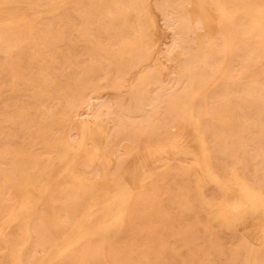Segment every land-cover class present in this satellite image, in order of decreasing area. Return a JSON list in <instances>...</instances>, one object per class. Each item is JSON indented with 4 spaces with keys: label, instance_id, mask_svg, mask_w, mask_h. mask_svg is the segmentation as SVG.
Returning a JSON list of instances; mask_svg holds the SVG:
<instances>
[{
    "label": "rangeland",
    "instance_id": "obj_1",
    "mask_svg": "<svg viewBox=\"0 0 264 264\" xmlns=\"http://www.w3.org/2000/svg\"><path fill=\"white\" fill-rule=\"evenodd\" d=\"M17 1L33 6L26 9L24 4L19 11L25 15L27 25L22 22L0 25V226L15 203L14 189L3 174L11 176L9 172L17 170L20 163L26 172H32L41 162L55 158L63 141L72 144L80 141L81 131L71 123L73 105L95 90L96 96L105 99L119 102L124 98L120 104L129 107L131 95L115 90L124 80L129 86L133 85L129 90L132 93L146 92L139 72L141 65L145 66L148 51L141 50L127 60L118 59L124 51L123 43L134 44L129 22L135 16L129 15L135 1L142 24L145 27L149 23L145 0H0V8ZM170 3L173 4L171 15L183 17L189 24L187 30L191 32L192 42L187 52L176 48L169 53L171 45L166 42L170 35L161 26L160 14L154 13L158 47L163 48L161 64L167 66L163 71L168 81L159 87L165 94L161 101L148 107V113L141 118L125 121L122 133L114 135L113 149H106L105 154H114V159L120 153L124 167L117 159L112 162L105 156L93 159L90 134L85 135L75 166L76 171H84L88 177L85 188L95 179L89 188L95 186L93 194L101 195V165H105L110 179L124 174L134 194L117 228V236L98 235L83 241L79 246L82 256L77 264H246L249 249L255 247L257 261L254 264H264V221L247 222L250 225L236 222L233 227H226L224 222L214 220L215 209L220 211L218 205L242 198L244 188L264 198V46L256 34L249 33L250 29L244 43L239 45L242 51L238 49V41H233L235 54L230 69L223 81L209 89L207 84L212 83L210 80L226 62L221 46L222 28L218 24L221 15L205 0H170ZM29 7H33L32 11ZM228 8L235 11L232 6ZM53 9L58 10L57 13ZM1 13L0 23L6 17ZM187 13L192 14L191 18ZM198 16L205 20L202 29L193 23ZM29 25L33 29L31 33ZM181 51L194 55L190 67L199 79L206 78L198 86L206 85L202 90L207 91L198 98L195 107L198 123L191 127L180 122L181 145L190 155H185L187 160L185 156L172 159L171 166H166L165 162H157L158 165L149 162L150 166H157V174L152 179L143 177L147 181L141 189L133 184L128 172L139 165L146 146L156 149L161 142L164 131L159 129V123L179 115L171 111L172 114L171 107L183 111L191 101L192 93L184 89L186 83L178 85L170 80L175 67L173 59ZM211 94L219 97L212 99ZM178 95L181 97L176 98ZM169 130L173 134L179 132L177 128ZM129 144H134L131 152L126 149ZM195 165L202 169L196 172ZM78 176L77 179H81ZM79 192L87 196L85 189L82 194ZM65 200L61 195L51 211L43 201L34 207L26 247L28 235L21 225L3 227L0 264H17L13 256L17 253L22 264H38L39 257L56 236L64 234L84 211L82 201L78 203L82 206L76 205L78 209L76 206L67 208L68 204L63 208ZM48 211L49 214L57 212L59 218L50 220L52 216ZM262 212L264 208L253 213ZM98 220L93 218L88 227L95 228ZM105 237H108L106 242ZM72 253L57 264H66Z\"/></svg>",
    "mask_w": 264,
    "mask_h": 264
},
{
    "label": "bare ground",
    "instance_id": "obj_2",
    "mask_svg": "<svg viewBox=\"0 0 264 264\" xmlns=\"http://www.w3.org/2000/svg\"><path fill=\"white\" fill-rule=\"evenodd\" d=\"M205 1H209L210 4L216 9V11L221 15L218 24L220 25L219 27L222 28V30L220 31V37L222 40L221 46L226 55V62L220 66L218 75H214L210 80V82L212 81V83L207 84L209 89H213L220 81H223L225 79V75L230 69L231 58H233V55L235 54L233 51V41L237 40L238 46L241 42L243 44L244 36L250 29L249 33L256 34L259 43L264 46V0ZM24 4H26L27 6L26 9H28V6H33L28 2L17 1L5 4L4 9L0 8V12H2L6 16L5 20L1 22L0 25L12 26L14 24L16 25L17 23L20 24L21 22L25 24L24 21H26V17L22 12H19L20 8L23 9L22 5ZM171 5L173 4L170 3V0H145V8L148 11L147 15L149 16V23L148 25H145V27L142 24L140 16L137 14L138 4L136 1L133 3L132 12L129 15L135 16V18H132L129 22V25L133 29L132 34H134V44L131 46V44L123 43L124 51L118 57V59L120 61L127 60L141 50L145 49L148 51V55L145 57V66L140 64L141 67L139 72V80L144 78L146 92L132 93L129 90H132L133 85L129 86L127 84L128 82L125 80L123 83L117 85L115 87V90L118 93L122 92L124 94H129L132 97L130 102L131 104L129 105V107H127V105L126 108L124 105L120 104V101L124 98L119 100V102H116V99L112 100L108 97L106 99L102 96L98 97L95 94L96 91L91 90L87 94L85 99L80 100L78 104L72 106V110L74 112L73 120L71 121L72 127L81 131V138L77 144L63 141L60 146V151L58 152L56 157L41 162L39 167L32 172H26L24 165L20 163L17 167V170L9 172L11 176L3 174L8 183L14 189L15 203L10 208L8 217L5 219V221H3L2 226H0V236L3 234V227L7 228L15 224H19L25 229L28 235V240L24 244L25 247L26 245H28L29 238L31 236L30 219L32 211L36 205H38L42 201L46 202L48 204V207L51 208L49 209L51 211L53 207H55L54 205L58 201L59 197L61 199V195L66 198V206H61L63 208L67 207V204V208H70L71 206L75 207L76 205L82 206V204L78 205L80 201L85 204L83 206L84 211L80 212V216L75 219L70 228L66 230V232L62 235L56 234L57 236L53 240L52 244H50L46 248L44 254L39 257L38 264H57L60 261H64L66 255L72 251L73 253L66 261V264H77L78 259L82 256L79 246L83 241L98 235L110 236L111 234L114 235L115 233H117V228L120 223H122V218H124L125 209L126 207H128L127 205L130 204L129 202L133 198H131V196L134 194V189L129 184L126 176L124 174H120L116 178H112V180L110 179L109 170H107L105 165H101L103 174L101 175L100 180L102 181L101 184H103V188L101 190V188L98 186L102 192L101 195H95L93 194V189L95 186L93 188H89V185L93 179H91V181L89 180L90 182L89 185H87V190L85 188V183H88V177L84 171H76L75 166L77 164V160H79L78 156L80 154V151L83 150L82 145L86 134H90V136L88 135V138L92 143L91 145H93L91 149L93 150V159L98 160L100 156H105L107 160H113L115 155H110L107 153L105 154V151L107 148L111 149L113 147V142L116 140L114 135L122 133L123 129L125 128V121L141 118L142 116L146 115L148 113L147 108L153 107L156 103H159L165 96V94L159 90L161 89L159 87L168 81L163 71L167 68V66L161 64V61L163 60L161 58L163 48L158 47L159 45L157 43L156 36L157 22L155 20L154 13L157 12L160 14L159 18L161 19L162 23L161 26L170 35L169 42H166V44L171 45L169 53L172 54L173 52H175L176 48H178L179 50H185L184 52H187V47L192 42L190 37L191 32L187 30L189 24H187L183 17H174L173 15H171ZM180 5L181 4H178V6ZM228 6L234 7L235 11L231 12ZM187 16L191 18L192 14L187 13ZM193 23H195L199 28L202 29L204 28L205 20L201 18V16H198L197 20ZM25 25H27V23ZM9 26L7 27L9 28ZM32 30V26L29 25V32L31 33ZM164 43L165 42H163V44ZM240 46L238 47V49L240 48ZM184 52L181 51V53L177 55L178 57L173 59V61L175 62V67L172 68L173 70L170 75V80L176 82L178 85L186 83L184 89L192 93L191 101L183 111L171 107V110L169 111L178 113L179 115L175 117H173L172 115L173 118L171 117L165 122H162L163 120H165L163 119L161 121L162 123H159V129L164 131L161 142H159V145L156 149L152 148L150 145L146 146V149L143 148L145 149V151L143 152L144 157L140 160L139 165H137L134 170L128 172L130 174V177L134 181L133 184L135 183L134 185H138L141 189L142 187H144V185L146 184L145 182L147 181L145 178L143 179V177L152 179L157 174V166L154 165L155 167H152L149 165V162L152 161V164H157V162H165L166 166H168L172 162V159H178V157L180 156L182 157L185 155H190L189 152L184 148V146L181 145L182 129L180 128V122H183L185 124L187 123L191 125V127L193 123H198L197 119L194 116L195 107L197 106L198 98L204 95V92L206 90L203 91L202 89L206 85L203 88H198V86H200L199 83L201 84V82L205 81L206 78L199 79L196 76L194 69H192L189 65L194 61V55L191 52ZM237 54L238 53H236V56ZM240 54L241 52H239V55ZM206 66L208 69H210V66L208 64H206ZM151 93H153L154 95L150 96ZM209 96H211L212 99H216L219 97L218 94H211ZM180 97L181 95L176 96V98ZM170 127L174 129L177 128L179 132L177 134H173L169 130ZM110 137H113V139L111 141H107ZM133 148L134 144H129L126 149L131 152ZM85 151L86 150H84V152ZM89 152L88 155H90ZM82 154L85 157L88 156H86L85 153ZM162 156L166 158H162ZM107 157H109V159ZM186 157L188 158V156H185L184 159H186ZM116 159L118 160L119 164L124 167V159L120 157V153L117 155ZM116 159H114L113 161H115ZM194 168L198 169L196 170V172L199 171V169H202V167L197 165H195ZM194 168L193 170H195ZM78 175L81 176V179L79 180L77 179V177H79ZM109 179L111 181H109ZM93 181H95V179ZM96 183H98V181ZM100 186L102 187V185ZM83 189L87 191V196L85 197L82 194ZM243 190L245 192V196H243L242 198L234 199L231 203L224 201V203H220V205H218L220 211L218 212L217 208L215 209L214 220H219L218 223L221 222V224H223L224 222L223 225L226 227H233L231 225H234L236 222L247 223L253 221L255 224L257 222L264 221V212L259 213V215H254L253 213H256L260 208H264V198L252 194L253 192L250 193L251 191L247 188H244ZM79 191H81L82 195L79 194ZM34 193H38L41 196L36 197ZM98 193L100 192L98 191ZM19 198L20 201H18ZM62 203L64 205V202ZM54 212L55 211L49 214L48 211V214L52 216L50 220H57L59 218L57 212L56 214ZM96 217L97 219H99L98 225L95 228H89L87 224ZM55 222L56 221H54V223ZM46 223L48 224V222ZM60 224L63 226V224L59 222V225ZM52 230H54V226H52ZM262 232V240L264 241V228ZM107 238H104L105 242ZM109 242H107V244ZM24 246H22V248ZM254 249H249L250 253L248 256V262L246 264H254L257 261V252H255ZM12 253L15 254V252L13 251ZM13 256L16 257L15 259L17 264H22L20 253H17Z\"/></svg>",
    "mask_w": 264,
    "mask_h": 264
}]
</instances>
